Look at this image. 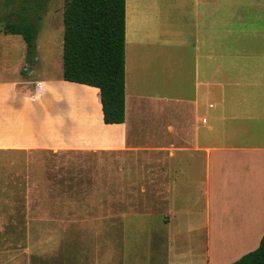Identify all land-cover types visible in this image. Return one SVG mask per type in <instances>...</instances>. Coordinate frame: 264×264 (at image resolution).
Segmentation results:
<instances>
[{
	"label": "crops",
	"instance_id": "crops-1",
	"mask_svg": "<svg viewBox=\"0 0 264 264\" xmlns=\"http://www.w3.org/2000/svg\"><path fill=\"white\" fill-rule=\"evenodd\" d=\"M245 6L126 0L122 124H106L100 90L62 81L61 65L58 77L35 82L31 71L4 80L19 62L0 63V152L119 154L147 179L153 206H165L166 236L188 240L190 264H231L256 250L264 237V56L245 48ZM66 88L87 97L69 104Z\"/></svg>",
	"mask_w": 264,
	"mask_h": 264
},
{
	"label": "rangeland",
	"instance_id": "rangeland-1",
	"mask_svg": "<svg viewBox=\"0 0 264 264\" xmlns=\"http://www.w3.org/2000/svg\"><path fill=\"white\" fill-rule=\"evenodd\" d=\"M68 1L0 0V63L15 68L19 62L16 73H3L4 80L31 71L35 82L45 81L58 77L61 65L64 81ZM242 2L252 30L245 48L264 56V0ZM24 15L38 29L29 59L26 43L4 34ZM253 61L255 69L261 62ZM65 95L70 104V97L82 99L87 92L66 88ZM78 121L84 130L85 121ZM147 194L145 176L133 174L119 154L0 152V264H190L188 240L166 236L165 206H153Z\"/></svg>",
	"mask_w": 264,
	"mask_h": 264
},
{
	"label": "trees",
	"instance_id": "trees-1",
	"mask_svg": "<svg viewBox=\"0 0 264 264\" xmlns=\"http://www.w3.org/2000/svg\"><path fill=\"white\" fill-rule=\"evenodd\" d=\"M63 26V79L98 88L104 122L124 123L126 0H69ZM37 32L26 15L5 27L6 34L23 38L28 59L35 54ZM231 264H264V237L256 250Z\"/></svg>",
	"mask_w": 264,
	"mask_h": 264
}]
</instances>
